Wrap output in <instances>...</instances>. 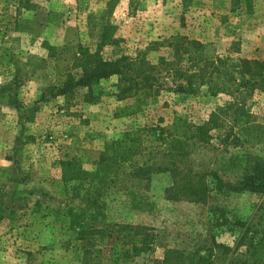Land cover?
I'll list each match as a JSON object with an SVG mask.
<instances>
[{"label":"rangeland","instance_id":"1","mask_svg":"<svg viewBox=\"0 0 264 264\" xmlns=\"http://www.w3.org/2000/svg\"><path fill=\"white\" fill-rule=\"evenodd\" d=\"M83 50L125 59L126 74L60 92L70 76L82 77ZM218 58L229 76L208 67L196 93L176 91L184 81L176 68L194 72ZM240 58L264 59V0H0V264H162L170 248L193 255L213 239L232 247L217 250L215 264H241L243 232L217 227L214 209L264 224V194L173 201L169 174L135 178L129 168L105 180L94 165H63L79 148L99 153L128 131L183 114L215 127L211 142L192 152L194 167L236 181L248 161L264 159V94L239 87ZM130 82L137 88L120 100ZM140 97L142 110L118 116ZM122 224L152 228L154 249L135 255L115 243L130 232Z\"/></svg>","mask_w":264,"mask_h":264},{"label":"trees","instance_id":"2","mask_svg":"<svg viewBox=\"0 0 264 264\" xmlns=\"http://www.w3.org/2000/svg\"><path fill=\"white\" fill-rule=\"evenodd\" d=\"M193 45L196 48L203 47L200 42H194ZM81 55L82 77L75 79L70 76L65 88L60 92L67 93L78 86L91 87L114 75L124 76L126 74L127 65L123 58L104 59L97 53H89L87 50H83ZM219 63H224L223 59L218 58L216 62L206 59L197 65L198 69L194 72L190 71L189 67H187L188 70L176 68L175 76L184 80L176 85V91L183 94L196 93L197 89L194 84L197 80L200 85L205 84L208 67H212L211 76L217 71L224 76H229V71L219 69ZM237 69L244 75L239 84L240 88L249 92L258 90L264 94V59L240 58ZM151 77V75L144 77L147 92L152 87L153 78ZM126 79L133 81L131 78L126 77ZM137 84L133 86L130 82V85L119 95V99L127 98L129 92L134 87L137 88ZM91 96L90 90L86 94L88 101L93 100ZM143 102L140 97L135 103L121 107L118 116L127 117L139 112L142 110ZM212 124V119L202 124H194L185 115H176L171 124L166 126L146 125L128 131L99 153L87 148H79L71 159L63 162V165H94L105 180H115L119 175L127 174L129 168H132L130 175L135 178L149 179L153 174H169L172 184L165 190V193L166 198L173 201L184 200L208 204L214 191L222 194L240 192L264 194L263 158L255 157L248 161L247 167L233 182L223 181L217 172L208 173L194 167L192 152L197 146L208 145L211 142L213 138L211 131L215 128ZM138 157H148V159L144 164L139 165L134 161ZM218 211L221 212L222 221L217 219V227L233 223L243 232L238 240V247L246 246V255L241 264H264V224L261 217L255 216L248 220L233 221L224 209L215 207L214 213ZM119 230L130 232L124 233L125 235L118 234L113 241L130 246L135 255L152 251L157 242V234L152 228L146 226L122 224ZM217 250H224V254H227L232 251V247L213 239L211 245L205 246L193 255H186L185 251L170 248L165 251L162 264H215L213 258ZM203 251L205 254L202 253Z\"/></svg>","mask_w":264,"mask_h":264}]
</instances>
